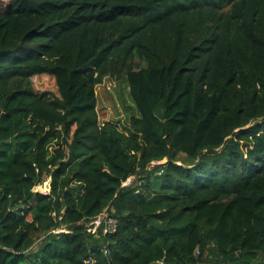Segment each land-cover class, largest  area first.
<instances>
[{
    "label": "trees",
    "instance_id": "trees-1",
    "mask_svg": "<svg viewBox=\"0 0 264 264\" xmlns=\"http://www.w3.org/2000/svg\"><path fill=\"white\" fill-rule=\"evenodd\" d=\"M0 264H264V0L0 1Z\"/></svg>",
    "mask_w": 264,
    "mask_h": 264
},
{
    "label": "rangeland",
    "instance_id": "rangeland-1",
    "mask_svg": "<svg viewBox=\"0 0 264 264\" xmlns=\"http://www.w3.org/2000/svg\"><path fill=\"white\" fill-rule=\"evenodd\" d=\"M6 1V0H0ZM36 87L41 90L48 89L57 92L53 83L50 82H36ZM98 94V113L101 123H113L122 131H127L130 125V117L136 113V109L130 97V90L126 79H120L117 76L108 75L104 78L102 84L97 86ZM52 150V147H50ZM133 179V178H132ZM51 179L35 188V191L48 193L50 191ZM131 184V183H130ZM90 222L88 225L90 226ZM94 229V227L92 228ZM60 232V231H58ZM39 241L37 240L35 246L37 247Z\"/></svg>",
    "mask_w": 264,
    "mask_h": 264
},
{
    "label": "built area",
    "instance_id": "built-area-1",
    "mask_svg": "<svg viewBox=\"0 0 264 264\" xmlns=\"http://www.w3.org/2000/svg\"><path fill=\"white\" fill-rule=\"evenodd\" d=\"M132 178L125 182V186L130 185ZM92 224L89 227V231L96 233L102 227H104V233H114L117 231L118 221L117 219L108 216L106 213L99 215L95 220L91 222ZM94 227V229H92Z\"/></svg>",
    "mask_w": 264,
    "mask_h": 264
},
{
    "label": "water",
    "instance_id": "water-1",
    "mask_svg": "<svg viewBox=\"0 0 264 264\" xmlns=\"http://www.w3.org/2000/svg\"><path fill=\"white\" fill-rule=\"evenodd\" d=\"M13 140H15V138H14ZM49 186H50V185H49Z\"/></svg>",
    "mask_w": 264,
    "mask_h": 264
}]
</instances>
